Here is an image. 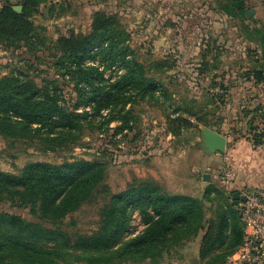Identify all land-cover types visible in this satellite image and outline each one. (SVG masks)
<instances>
[{"label": "trees", "instance_id": "1", "mask_svg": "<svg viewBox=\"0 0 264 264\" xmlns=\"http://www.w3.org/2000/svg\"><path fill=\"white\" fill-rule=\"evenodd\" d=\"M47 1L23 0L20 12L8 2L0 6L1 46L6 50L26 47L30 53L41 51L57 58L50 63L56 78L30 75L38 69L28 63L0 79V136L12 146L58 152L83 145L88 133L109 137L112 122H117L112 142L118 146V136L126 138L136 129V107L143 102L163 108L176 135L194 123L210 128L220 124L214 123L210 116L215 111L205 110L204 103L188 96L178 98L177 85L150 75L117 15L97 13L86 33L64 36L46 46V39L35 31L30 19ZM215 1L217 12L245 24L247 0ZM245 28L249 30V26ZM254 35H259L255 41L262 53L258 65L246 74L264 85V31L253 29L248 39ZM216 50L214 60L220 55ZM206 51L197 69L205 76L211 73ZM68 87L75 97L66 95ZM220 89L227 92L229 88L221 83ZM216 97L218 94H210L209 101H217ZM257 112L262 123L251 127L252 142L264 146V109ZM109 155L103 146L92 160L73 157L61 164L31 163L19 173L0 170V203L27 209L35 219L0 210V264H129L147 258L150 264H162L182 239L196 237L201 231L205 234L200 258L208 264H224L243 245L240 199L234 198L232 203L224 199L225 207L222 203L217 218L207 223L202 199L173 196L154 185H132L113 194L106 184ZM213 192L225 195L210 186L206 201L216 200L210 196ZM98 200L102 204L98 228L92 233L74 231L67 219ZM135 210L140 211L147 228L141 236L126 241L124 235Z\"/></svg>", "mask_w": 264, "mask_h": 264}, {"label": "rangeland", "instance_id": "2", "mask_svg": "<svg viewBox=\"0 0 264 264\" xmlns=\"http://www.w3.org/2000/svg\"><path fill=\"white\" fill-rule=\"evenodd\" d=\"M7 2L22 7L23 0H0V6ZM247 3L245 24L217 12L215 0H48L30 21L35 31L46 39V46H52V42L61 37L89 31L97 13L117 15L131 34V46L138 60L148 68L150 75L177 85L178 98H196L200 105L204 103L205 110L215 111L210 117L214 123L220 122L213 128L228 138L224 153L227 156L241 141L252 140L251 127L262 123L257 109H264V85L257 84L253 75L246 74L258 65L257 59L262 53V46L255 41L259 35L252 36L254 41L248 37L253 29L264 31V0H247ZM244 25L249 26V30ZM216 48L220 55L214 60ZM204 51L210 63L208 72L211 71L207 76L197 71ZM61 53L59 51L57 57ZM56 60L55 56L41 51L30 53L26 47L6 50L0 45V79L27 67L28 63H34L39 70L30 71V75H40L39 79L56 78L50 64ZM40 69L46 72L40 73ZM221 83L229 88L227 92L220 89ZM72 93L75 97L72 87L66 88L68 97ZM210 94H218L217 101H209ZM219 95H225L224 101ZM136 110L137 127L126 138L118 136L121 139L118 146L112 142V128L117 122L111 123L106 134L109 137L88 133L83 145L58 152L42 153L23 144L12 146V142L0 136V170L19 173L31 163L61 164L73 157L92 160L98 148L104 146L111 153L107 157L110 164L106 184L113 194L122 193L132 185H154L173 196L202 199L204 222L217 218L222 203L225 207L224 199L232 203L238 190L229 185L234 181V173L224 166L227 160L219 156L208 158L202 146V129L206 126L194 123V127L176 135L169 128L168 117L160 106L143 102ZM210 186L217 187L225 195L213 192L210 196L216 200L206 201L205 194ZM101 205L100 200L87 204L67 222L74 224V231L92 233L98 228ZM0 210L35 220L29 210L7 203H0ZM146 228L140 211L135 210L124 239L139 237ZM204 234L201 231L196 237L182 239L165 255L162 264H208L200 258ZM232 256L224 264H232ZM129 264H150V258Z\"/></svg>", "mask_w": 264, "mask_h": 264}, {"label": "built area", "instance_id": "3", "mask_svg": "<svg viewBox=\"0 0 264 264\" xmlns=\"http://www.w3.org/2000/svg\"><path fill=\"white\" fill-rule=\"evenodd\" d=\"M239 211L244 224V243L231 257L232 264H264V187L244 193Z\"/></svg>", "mask_w": 264, "mask_h": 264}, {"label": "crops", "instance_id": "4", "mask_svg": "<svg viewBox=\"0 0 264 264\" xmlns=\"http://www.w3.org/2000/svg\"><path fill=\"white\" fill-rule=\"evenodd\" d=\"M215 130L220 132L216 128ZM207 156L208 158H217L219 156L223 161L224 159L227 160L224 166L229 170L231 169V172L234 173V181L228 183L229 185L231 184V188L238 190V193L234 194L235 199H240L247 191L264 187V146H255L252 140L246 139L241 141L232 154L224 156V153H217L208 154ZM212 160L217 163V160Z\"/></svg>", "mask_w": 264, "mask_h": 264}, {"label": "water", "instance_id": "5", "mask_svg": "<svg viewBox=\"0 0 264 264\" xmlns=\"http://www.w3.org/2000/svg\"><path fill=\"white\" fill-rule=\"evenodd\" d=\"M16 11H21L22 7H15ZM202 146L205 149V152L208 154H217V153H225L228 145V140L225 135L216 131L213 128L204 127L202 129ZM206 179V178H205ZM243 199V197H241Z\"/></svg>", "mask_w": 264, "mask_h": 264}]
</instances>
